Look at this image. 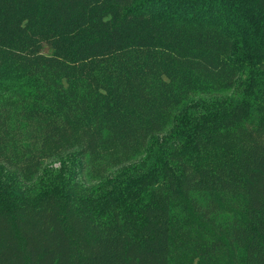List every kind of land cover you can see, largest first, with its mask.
I'll return each mask as SVG.
<instances>
[{
  "label": "trees",
  "instance_id": "trees-1",
  "mask_svg": "<svg viewBox=\"0 0 264 264\" xmlns=\"http://www.w3.org/2000/svg\"><path fill=\"white\" fill-rule=\"evenodd\" d=\"M0 264H264V0H0Z\"/></svg>",
  "mask_w": 264,
  "mask_h": 264
}]
</instances>
